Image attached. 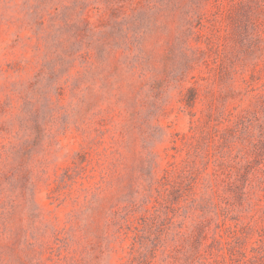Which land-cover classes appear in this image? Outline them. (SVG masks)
I'll list each match as a JSON object with an SVG mask.
<instances>
[{
	"label": "rangeland",
	"instance_id": "374dc122",
	"mask_svg": "<svg viewBox=\"0 0 264 264\" xmlns=\"http://www.w3.org/2000/svg\"><path fill=\"white\" fill-rule=\"evenodd\" d=\"M0 264H264V0H0Z\"/></svg>",
	"mask_w": 264,
	"mask_h": 264
}]
</instances>
